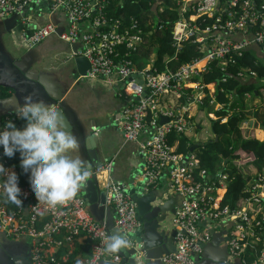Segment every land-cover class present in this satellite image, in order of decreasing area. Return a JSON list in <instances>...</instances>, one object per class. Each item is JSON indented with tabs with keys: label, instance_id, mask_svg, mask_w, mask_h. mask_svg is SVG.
Listing matches in <instances>:
<instances>
[{
	"label": "built area",
	"instance_id": "built-area-1",
	"mask_svg": "<svg viewBox=\"0 0 264 264\" xmlns=\"http://www.w3.org/2000/svg\"><path fill=\"white\" fill-rule=\"evenodd\" d=\"M40 1L0 0V15L20 14L30 4H39ZM44 1H49L46 5L48 14L64 16V25L34 23L33 30L24 37L26 47L34 48L51 36H57L69 46L80 43L81 49L72 51L66 61L77 55L86 58L90 64L86 79H102L110 89L119 92V97L130 100L124 110L121 128L126 143H138L139 153L143 156L141 174L145 185L154 187L169 177L172 192L183 200L171 221L170 218L166 220L168 229L176 231V250L162 257L161 262L196 264L195 256L202 253L203 245L211 239L208 231L200 229V223L211 220L214 227L230 225L226 245L231 257L243 264H264V170L256 171L257 177L247 186L249 196L241 207L235 210L222 208V197L212 194L216 183L214 178L209 179L205 170H201L199 174L204 183L194 182L192 175L199 167L198 159L193 153L189 157L176 154L167 141L172 131L189 134L194 130L192 113L189 112L203 105L207 95L215 109L222 108L214 95L219 83L225 82L226 78L209 84L202 82V74L208 71L212 62H218L221 71H225L228 62H233V55L242 56L248 50L254 53L253 48L257 47L259 53L256 56L264 64V0H172L179 10V19L172 31L175 48L172 59L177 58V53L188 41L197 44L202 54L176 71H159L154 66L153 57L145 68L137 69L129 56L143 42L138 24L134 21L122 30L119 20L105 14L107 0ZM165 1L149 0V7L157 14ZM42 10L39 9V15ZM31 19L26 15L24 20L31 25ZM60 29L62 31L58 34ZM132 75L136 77L132 78ZM237 76L243 82L258 80L264 83V79H259L251 69H242ZM211 89H214L213 94ZM181 97H184V103L179 102ZM246 97L250 102L251 94L247 93ZM254 104L264 107V92ZM163 117L168 121L160 124ZM15 119L16 115L11 114L5 121ZM252 124L254 121L249 116L241 128L251 133ZM143 133L146 137L141 140ZM1 149L0 163H4ZM111 169V163L102 164L87 171L85 181L93 176L97 179L103 172L109 175ZM218 178L224 189L226 175L220 173ZM104 190L107 204L114 209L115 227L128 236L130 247L134 243L132 236L139 227L135 202L126 193L124 185L109 180ZM19 199L21 205L10 209L9 203L0 198V232L13 239H30L32 264H62L55 251L64 244L71 247L69 242L80 235L92 241L94 250L89 257L79 258L73 264L77 261L79 264H105L108 255L102 251L101 241L110 232L87 214L86 201L80 190L72 200L55 208L38 203L30 184L20 189ZM60 234H63L61 240L57 239ZM67 254L63 259L68 258ZM120 260L118 255L113 256L114 262Z\"/></svg>",
	"mask_w": 264,
	"mask_h": 264
},
{
	"label": "crops",
	"instance_id": "crops-1",
	"mask_svg": "<svg viewBox=\"0 0 264 264\" xmlns=\"http://www.w3.org/2000/svg\"><path fill=\"white\" fill-rule=\"evenodd\" d=\"M42 8L41 15L34 10L26 14L32 18L30 23L32 26L34 23L36 25L44 24L47 20V22L59 24L63 27V15L59 16L54 13L48 14L46 12V5ZM34 17L38 19L34 20ZM42 18V22H38ZM8 19H11L9 24L12 28L23 21L21 13L10 18L0 15V83H8L10 87L13 88L14 86V88H18V90L9 88L6 90L0 89V100L11 97V101L8 103L2 104V102H0V127L3 126V122L6 118L10 117L11 114H15L8 112V110L14 108V105L18 101L20 104H23V97L26 95L23 92V86L18 82L17 76L13 73L9 74V71L5 72V63L2 61V56L12 61L20 59L19 57L22 52L17 50L10 42L16 43L15 46L22 48L24 51L30 50V48L27 49L24 42V31H6L5 20ZM72 51L73 49L69 45L67 46L66 43L61 42L57 36H51L31 52L30 62L41 59L40 63H42V66H45L42 70L56 74V79L50 78V80H53L52 82L55 84L53 86L56 87L60 93L64 94L65 100L63 104L69 112L73 123L71 130L80 143L79 155L81 159L88 162V169L95 166V159H100L103 161V164L111 163L112 169L110 174L107 175L106 172H103L97 177L98 187L102 193H105L104 187L109 180L113 181L115 184L124 185L127 194L130 188H135L138 191H142V193H137L141 197L138 201H140L139 205L142 207V214L139 216H142L144 219L145 216L150 215L151 207L153 211L165 206V208L159 209L156 213H159V216H166L167 219L170 218L169 220L171 221L173 211H176L182 206L183 200L179 195L172 192L169 177L163 178L154 187L145 185L141 174L143 156L139 153L138 143H126L121 128V123L124 120V110L128 100L119 97V92L115 89H110L102 79H87L86 83L81 84H77L73 79L71 80L73 77L69 76L68 73L62 72L61 68L65 65L66 59ZM253 51L256 55L259 53L257 47H254ZM63 54L67 57L61 61L60 57H62ZM57 83L62 85L61 89L56 86ZM33 99L36 100L35 97H33ZM259 105L261 104H258V106ZM249 107H251V103L248 104V108ZM249 112L250 116L255 118L254 123L256 124V130H252L251 133L255 134L257 137L256 139L259 141H264V107L262 106L259 111L261 120L259 119V115L257 116L253 113V110H249ZM145 137L146 133H143L140 138L143 140ZM212 138L213 136L211 139ZM103 141L109 143L108 148H103ZM199 142H205V140H200L199 138ZM256 171V168H253L252 172L250 171L252 177H254ZM108 177H110V179ZM80 195L85 198L81 193V189ZM171 198H173V200L170 202ZM168 202L170 203L166 205ZM135 205L137 210V204L135 203ZM86 212L93 220L105 225V227L108 221L112 220L115 227L114 209L107 204L106 197L101 199L100 195L97 197L92 196L91 199H88L86 202ZM139 216L137 215V217ZM138 222L139 227H141L139 219ZM211 224L209 220L200 223V229L208 231L211 235V239L208 243L203 245L202 253L195 256L194 259L196 264H243L239 259L229 255L226 242L230 225L214 227ZM227 227L228 230H226ZM211 231H213V233H211ZM158 232L160 231L158 230ZM145 237L144 235L142 240H145ZM173 245L174 242L169 235L166 234L164 237L154 240L153 249L165 253L168 250H172ZM31 246L32 241L28 238L13 239L8 237L5 233L0 232L1 264H10L8 261L10 257L15 259L17 264H32L30 258ZM66 250H68L69 253L71 247L66 246ZM93 250L94 244L91 243L90 252L81 255L80 258L89 257Z\"/></svg>",
	"mask_w": 264,
	"mask_h": 264
},
{
	"label": "trees",
	"instance_id": "trees-1",
	"mask_svg": "<svg viewBox=\"0 0 264 264\" xmlns=\"http://www.w3.org/2000/svg\"><path fill=\"white\" fill-rule=\"evenodd\" d=\"M161 7L162 10L156 14L149 7V0H107L105 14L113 20H119L122 30L131 26L134 21L138 24L143 42L136 51L130 52L129 56L138 70L150 64L153 57L154 66L159 71L166 69L176 71L181 65L202 55L198 45L188 41L177 53V58L172 59L175 54L172 31L175 22L179 19L178 5L175 1L166 0ZM231 58L233 62L231 64L228 62L225 71H221L218 62H212L208 71L202 74L204 84L226 78L225 82L219 83L214 95L216 103L222 108L215 109L209 103L211 97L207 95L203 99L204 104L193 108L189 113H192L194 130L201 129L200 120L205 112L208 116L212 114L215 117L214 120L210 117V121L214 122L212 140L199 142L197 149L193 152L199 161V167L194 170L192 180L196 183H204L199 173L205 170L207 176L213 177L216 182L212 194L222 197L221 207L235 210L241 207L245 198L249 196L247 186L254 180L250 171L252 172L253 168L259 172L264 170V141H259L253 134L241 128L242 122L250 116L249 110L259 115L262 105H255L254 102L261 99L264 83L258 80L243 82L237 74L242 69H251L257 73L259 79H264V64L250 50L245 51L242 56L233 55ZM254 91H257L258 95H255ZM247 93L252 96L250 102H247ZM179 102L184 103V97H181ZM249 103L251 107L248 108ZM225 118L227 121H223ZM12 122L18 128L23 127L25 123L18 118ZM215 137L217 140H214ZM167 141L176 154L183 156H187L190 148L196 144L190 134H179L175 131L169 133ZM2 156L5 162L0 165L9 167L10 171L16 173L18 187L20 189L28 187L29 174L24 173L20 166L19 153H14L12 157ZM220 172L227 177L224 189L221 188L218 178ZM9 207L12 209L15 205L9 203ZM62 238L63 234L57 236L59 240ZM69 243L71 245L69 254L66 250L68 244H64L65 246L58 248L54 253L58 259H61L62 264H73L81 255L91 250L92 241L84 235L73 237ZM64 254H67L68 258L63 259Z\"/></svg>",
	"mask_w": 264,
	"mask_h": 264
},
{
	"label": "clouds",
	"instance_id": "clouds-1",
	"mask_svg": "<svg viewBox=\"0 0 264 264\" xmlns=\"http://www.w3.org/2000/svg\"><path fill=\"white\" fill-rule=\"evenodd\" d=\"M51 95V93L49 94ZM14 105L18 119L25 121L18 128L11 120L0 127L2 155L19 153L20 166L29 174V184L38 203L55 208L73 199L83 187L88 162L79 155L80 143L63 112L32 95ZM0 198L6 203L21 205L16 173L0 165ZM107 255L119 254L129 246L126 234L114 231L101 241ZM79 264V261H77Z\"/></svg>",
	"mask_w": 264,
	"mask_h": 264
},
{
	"label": "water",
	"instance_id": "water-1",
	"mask_svg": "<svg viewBox=\"0 0 264 264\" xmlns=\"http://www.w3.org/2000/svg\"><path fill=\"white\" fill-rule=\"evenodd\" d=\"M49 3L41 0L39 4L32 3L28 6V8H25L23 12H21V17L23 18V21L20 24H17L15 27H11L9 24V21L11 19L5 20V28L7 32H18V31H24V35H28L31 30H33L34 26L29 25L24 19L27 13H29L31 8L34 11H37L39 13V9H41L43 6L47 5ZM43 9V8H42ZM14 15L18 14H13V15H7L6 17L10 18ZM62 29L58 31V34H60ZM17 50L21 51L22 54L19 57V60H7L4 56H2V61L5 63V72L9 71V74H15L17 76L18 82L20 85L23 86V92L26 95H32L33 97L36 98V100H43L47 104H53L55 105L60 111L63 112L64 116L66 117V120L70 123V126H73L71 117L69 112L66 110L64 107V94L60 93L56 87L53 85V80L51 79H56V74H52L51 72H46V70H42L45 68V66H42L41 59L30 62V55L31 52L35 50L36 47L30 48V50L24 51L22 48L15 46L16 43L10 42ZM73 51H77L78 49H81V44L80 43H74L70 46ZM25 49V48H24ZM28 49V48H27ZM71 69V70H70ZM90 69V64L88 60L84 57H81L77 55L73 59H70L65 62V65L63 68H61V71L64 73H68L69 76L73 77L71 80H75L77 84L81 83H86L87 79L85 76L87 75V72ZM70 71V72H69ZM136 77L135 75H132V78ZM70 81V80H69ZM57 87L61 89L62 85L57 83ZM14 89L18 90V88H13L10 87L8 83H0V89L6 90V89ZM63 90V89H62ZM61 90V92H62ZM51 93V95H49ZM258 92L255 91V95H257ZM138 100V99H137ZM11 101V97L7 99L0 100L2 104L8 103ZM130 100L127 101V105ZM10 113H15L14 108H11L8 110ZM124 121V120H123ZM168 119L163 117L160 121V124H163L167 122ZM214 125V122H211V129ZM198 129H200V126H198ZM213 132V131H212ZM212 140V139H210ZM214 140H217L215 137ZM196 144H194L187 155L189 157L198 147L199 143V137L195 139ZM103 148H108L109 143H105L103 141L102 143ZM92 154V153H91ZM93 157V154L91 155ZM103 164V161L96 160L94 163V167L92 168H87V171H92L95 168L101 166ZM222 173V172H220ZM219 173V174H220ZM213 177H209L211 179ZM85 192V193H83ZM81 193L85 196V201L87 202L88 199L90 200L92 196L97 197L100 195L101 199L106 197V194L100 190L98 187V182L96 179V176H93L92 178H87V180L84 182L83 187L81 188ZM137 193H142V191H138L135 188H130L128 191V194L132 197V200L137 204V215L139 216L142 214V207L140 204V195ZM173 200L171 198L170 202ZM170 202H168L166 205H168ZM165 206L160 207L159 209H163ZM152 207L150 208L151 212L150 215L145 216L143 219L142 216H139L138 219L141 222V227H139L136 231V233L132 236V239L134 241L133 245L128 247L125 251L119 253V254H113L111 256H106L105 257V264H163L161 262V257H163L166 254L173 253L176 250V231L175 230H169L168 227L166 226V216H159V213H156L159 211V209H155L152 211ZM28 211L26 210L25 215L27 216ZM175 211H173V214ZM145 220V221H144ZM211 222V220H210ZM107 229L110 231V233L114 231H118L114 227V223L112 220L108 221V224H106ZM158 230L160 232H158ZM228 230V227L226 228ZM169 235L171 240L174 242L173 249L168 250L165 253L160 252L157 250L153 249L154 245V240L160 239L161 237H164V235ZM213 233V231H211ZM145 237V240H142V238ZM205 247V246H204ZM118 255L121 260L120 262H114L113 261V256ZM2 259V258H1ZM1 259H0V264H1ZM8 261L10 264H17L15 259L12 257L8 258Z\"/></svg>",
	"mask_w": 264,
	"mask_h": 264
},
{
	"label": "rangeland",
	"instance_id": "rangeland-1",
	"mask_svg": "<svg viewBox=\"0 0 264 264\" xmlns=\"http://www.w3.org/2000/svg\"><path fill=\"white\" fill-rule=\"evenodd\" d=\"M46 15H44V16H46ZM44 16H43V18H44ZM43 18L41 20H39L38 22H42ZM37 19H38L37 17H34V20H37ZM46 22H47V20L44 23H46ZM24 42H25V45L28 46L27 42L26 41H24ZM66 57L67 56L65 54H63L62 57H60V60L63 61L64 59H66ZM210 88H214V87L211 86ZM213 90L214 89H211L212 94H213ZM211 117H213V116L211 115ZM250 117L255 122V118H253L252 116H250ZM259 119L261 120V115H259ZM200 121L202 122L201 129L200 130H193L189 134H190V136L193 139H196L197 137H199L200 140L208 141L213 136V132H212V129H211L210 116H208V113L207 112L204 113V116H203V118ZM252 130L253 131L256 130V124L255 123L252 124ZM254 136L256 137L255 134H254ZM254 177H257V174Z\"/></svg>",
	"mask_w": 264,
	"mask_h": 264
}]
</instances>
